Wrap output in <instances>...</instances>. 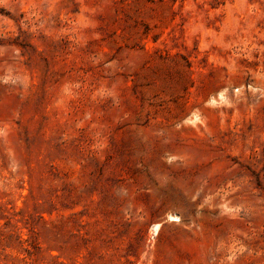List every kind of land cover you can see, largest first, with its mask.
<instances>
[{"label": "rangeland", "instance_id": "rangeland-1", "mask_svg": "<svg viewBox=\"0 0 264 264\" xmlns=\"http://www.w3.org/2000/svg\"><path fill=\"white\" fill-rule=\"evenodd\" d=\"M0 264H264V0H0Z\"/></svg>", "mask_w": 264, "mask_h": 264}]
</instances>
